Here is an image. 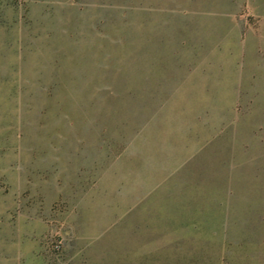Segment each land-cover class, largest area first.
Wrapping results in <instances>:
<instances>
[{
    "label": "rangeland",
    "instance_id": "rangeland-1",
    "mask_svg": "<svg viewBox=\"0 0 264 264\" xmlns=\"http://www.w3.org/2000/svg\"><path fill=\"white\" fill-rule=\"evenodd\" d=\"M0 264H264V0H0Z\"/></svg>",
    "mask_w": 264,
    "mask_h": 264
}]
</instances>
